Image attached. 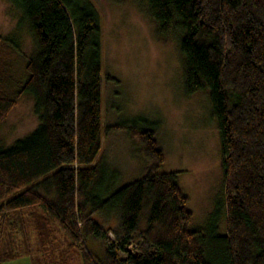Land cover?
<instances>
[{
    "label": "trees",
    "instance_id": "obj_1",
    "mask_svg": "<svg viewBox=\"0 0 264 264\" xmlns=\"http://www.w3.org/2000/svg\"><path fill=\"white\" fill-rule=\"evenodd\" d=\"M10 1L23 12L34 51L0 35V127L25 96L34 98L39 125L0 149V264L23 256L15 243L4 248L18 218L35 226L46 264H264V0H141L158 38L179 43L186 96L210 100L225 172V234L220 209L207 229L193 227L179 173L161 172L166 156L151 126L130 128L145 175L111 188L100 157L111 128L93 0ZM58 231L69 240L61 255L51 250Z\"/></svg>",
    "mask_w": 264,
    "mask_h": 264
},
{
    "label": "rangeland",
    "instance_id": "obj_2",
    "mask_svg": "<svg viewBox=\"0 0 264 264\" xmlns=\"http://www.w3.org/2000/svg\"><path fill=\"white\" fill-rule=\"evenodd\" d=\"M93 2L100 11L104 31L103 116L105 129H111L104 133L100 157L111 188L126 186L145 175L148 162L142 155V146L131 137L130 128L151 126L157 130L166 156L161 172L179 173L180 187L190 199L193 227L207 229L210 216L220 209L219 230L225 234L221 138L211 117L208 95L186 96L179 43L158 38L157 26L141 0ZM0 35L14 38L26 54L34 51L23 12L10 0H0ZM34 107V98L25 96L2 122L0 149L12 147L37 129ZM114 126L124 128L113 129ZM16 222L6 231L4 248L15 243L23 256L5 264H46L47 252L39 245L35 226L26 222L23 227L19 218ZM55 242L57 250H51L56 255L67 251L69 240L61 231ZM88 246L95 254H102L94 241H89ZM50 257L47 261L52 263Z\"/></svg>",
    "mask_w": 264,
    "mask_h": 264
}]
</instances>
